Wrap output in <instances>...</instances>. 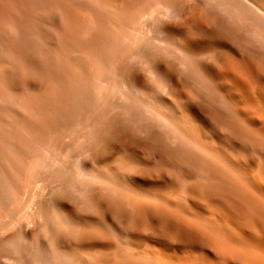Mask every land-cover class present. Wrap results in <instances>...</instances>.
Wrapping results in <instances>:
<instances>
[{
    "label": "bare ground",
    "instance_id": "6f19581e",
    "mask_svg": "<svg viewBox=\"0 0 264 264\" xmlns=\"http://www.w3.org/2000/svg\"><path fill=\"white\" fill-rule=\"evenodd\" d=\"M261 9L0 0V264H264Z\"/></svg>",
    "mask_w": 264,
    "mask_h": 264
},
{
    "label": "snow or ice",
    "instance_id": "6c2138e0",
    "mask_svg": "<svg viewBox=\"0 0 264 264\" xmlns=\"http://www.w3.org/2000/svg\"><path fill=\"white\" fill-rule=\"evenodd\" d=\"M261 10L264 11V9H261ZM207 59H208V57H207ZM187 63H189L190 66L195 65V63L191 59L188 60ZM156 89L159 91L158 88H156ZM105 179H107V178H105ZM111 183H113V182H111ZM261 194L264 195V193H261ZM100 206L103 207V204H101ZM53 209L58 212V209H57V206H56V203L55 202H53L51 205H49V210L48 211L51 212ZM74 210L77 213H80V214L85 215V216L98 217L96 214L89 213L87 211H83V210H79V209H74ZM69 225H70V232H69L68 238L71 239V240H73L76 243H79L81 241H101V242H106L109 245V248L110 249L116 248L118 246V244L119 245H122L123 244V241L120 239V237L118 235H117V237H118L117 240H112V239L102 240L101 237H99V236H97V235H95L93 233V231H92L93 228H91V227H78V226H75V225L70 224V223H69ZM229 240H231V239H229ZM231 242L234 243V244H236L232 240H231ZM57 246H59V243L57 244ZM41 247L45 251L48 250V246L46 244H42Z\"/></svg>",
    "mask_w": 264,
    "mask_h": 264
}]
</instances>
